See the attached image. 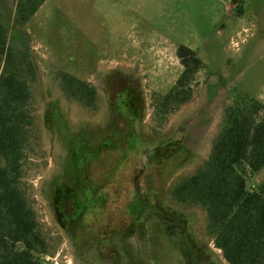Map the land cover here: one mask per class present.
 <instances>
[{
	"label": "rangeland",
	"instance_id": "rangeland-1",
	"mask_svg": "<svg viewBox=\"0 0 264 264\" xmlns=\"http://www.w3.org/2000/svg\"><path fill=\"white\" fill-rule=\"evenodd\" d=\"M258 1L262 6L254 0L235 11L146 10L140 20L141 0L127 13L103 0H44L21 26L38 80L24 107L19 183L45 241L39 264H121L125 253L134 264H191L157 211L184 217L196 243L228 264L206 229L203 207L175 200L169 189L206 159L224 107L237 95L254 96L264 82V0ZM125 14L134 30L119 23ZM148 17L164 24L156 31L170 41L134 32L152 25ZM237 31L247 33L241 42ZM179 44L204 66L189 83V99L163 112L159 99L184 68ZM61 71L94 86V109L64 95Z\"/></svg>",
	"mask_w": 264,
	"mask_h": 264
},
{
	"label": "trees",
	"instance_id": "trees-1",
	"mask_svg": "<svg viewBox=\"0 0 264 264\" xmlns=\"http://www.w3.org/2000/svg\"><path fill=\"white\" fill-rule=\"evenodd\" d=\"M43 1L0 0V264H39V256L46 253L34 210L19 183L29 122L24 107L31 84L38 80L27 34L20 28ZM176 55L184 68L159 99L163 112L189 99V83L204 66L185 44L176 47ZM58 79L67 98L96 107V90L89 82L64 71ZM263 166L264 104L237 95L223 109L206 159L169 189L175 200L203 207L206 229L228 264H264V181L247 187Z\"/></svg>",
	"mask_w": 264,
	"mask_h": 264
},
{
	"label": "crops",
	"instance_id": "crops-1",
	"mask_svg": "<svg viewBox=\"0 0 264 264\" xmlns=\"http://www.w3.org/2000/svg\"><path fill=\"white\" fill-rule=\"evenodd\" d=\"M105 3H108L109 5H115L120 8H123L122 11L128 12L126 9L130 10L134 8L138 2V0H103ZM259 2L258 0H256ZM142 2V7L141 11L143 14V17L140 20H144L145 18V13L144 11H153V12H163V13H168V12H179V11H189L193 9L196 6H202V7H212L214 5L217 6H223L225 9H232L235 11L238 7H242L244 10V7H249L252 5L254 0H141ZM257 6H262V3H255ZM260 8H257V11ZM241 12V11H240ZM31 18V17H30ZM119 23L125 24L126 29H135V23H127L128 16L125 14L122 17L117 16ZM147 19V25H150L152 22L151 26L147 27V30L144 29V26H138L140 30H136L138 36L146 38V41L150 40V37H155L159 42H165V41H170L167 34L164 31H156V29H164L162 28L164 24L161 25H156L153 23V20L151 18H146ZM133 21V20H131ZM142 28V29H141ZM244 30H246V27H243ZM247 34V33H246ZM245 34V36H246ZM123 36V35H122ZM125 36H128V33H125ZM237 36L239 37L240 42L245 39V36L241 34V31H237ZM143 40V39H142ZM260 42L264 43V35L261 36ZM259 101H261L264 104V82L261 84L259 90L257 93L252 96ZM249 181H251V184H257L259 182L264 181V166L257 172H255L251 177L249 178Z\"/></svg>",
	"mask_w": 264,
	"mask_h": 264
},
{
	"label": "flooded vegetation",
	"instance_id": "flooded-vegetation-1",
	"mask_svg": "<svg viewBox=\"0 0 264 264\" xmlns=\"http://www.w3.org/2000/svg\"><path fill=\"white\" fill-rule=\"evenodd\" d=\"M141 173L142 171L140 170V173L134 176L133 181H134L136 191H137V181H139V178L141 177ZM106 197L107 198H105L106 201L104 202V204L107 205L106 203L108 200L109 210H111L113 207V205H111L110 203L111 196L107 195ZM157 212L161 216V219L164 221L166 227L170 231L175 232L171 236V239L175 242V246L178 248L180 253L185 254L186 257H187V254L189 255V258L191 259L189 263L191 264H218L217 261L214 259L213 254L208 249V247L196 243L195 239L192 237V234H190L186 230L187 220L184 217L173 215V214L168 215L160 211H157ZM106 215L107 214H105V218H106ZM118 248L119 247H116V249L112 250L113 255L116 257L118 255ZM120 260H121V264H134V262L131 260L130 262H128L127 253L122 254L120 256ZM137 264H144V263L142 261H139Z\"/></svg>",
	"mask_w": 264,
	"mask_h": 264
}]
</instances>
